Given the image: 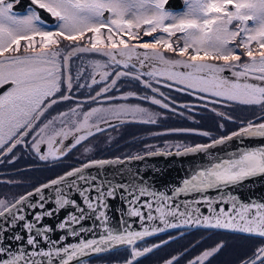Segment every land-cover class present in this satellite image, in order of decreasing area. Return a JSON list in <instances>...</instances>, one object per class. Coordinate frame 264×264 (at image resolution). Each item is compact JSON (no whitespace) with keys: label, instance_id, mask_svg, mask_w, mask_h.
<instances>
[{"label":"snow or ice","instance_id":"snow-or-ice-1","mask_svg":"<svg viewBox=\"0 0 264 264\" xmlns=\"http://www.w3.org/2000/svg\"><path fill=\"white\" fill-rule=\"evenodd\" d=\"M18 2L0 0V155L22 145L34 150L42 161L57 160L95 132H102L101 124H109V117L155 123L147 108L115 103L117 99L136 98L169 109L170 104L164 102V94L154 84L164 83L210 103L236 102L264 110V0H184L185 10L180 13L168 11L167 0H32L55 18L54 31L46 30L35 10L26 15L15 12ZM81 54L103 58L89 62L94 71L84 83L79 82L84 78L83 69L75 76L72 72L73 58ZM125 77L139 81L163 99L139 97L132 91L119 97L109 95ZM93 85L99 91L88 101L97 107L84 112L82 104L76 102L75 107L51 115L55 106L74 100V87L78 91ZM200 134L211 137L209 132ZM69 136L74 142L65 145ZM234 137L264 138V115L231 135L184 151L207 152ZM116 163L122 161L93 160L40 185L14 203L0 199V234L20 222L24 232H13L7 244L0 242V264H80L82 257L120 246L128 249L124 264H139L140 257L160 245L141 248L138 242L182 225L254 236L261 242L239 264H264V202H242L230 193L217 197L206 194L264 175V146L241 147L226 156L211 157L171 194L146 186L96 183L97 177L85 174L93 166ZM53 188L54 198H46L44 190ZM118 189L126 193L121 197L127 204L126 214L139 219V230L123 219L120 227L110 226L107 200L115 198ZM73 190L81 198L79 203L69 198ZM190 193L200 194V198L178 201L181 194ZM34 195L37 200L27 203ZM47 203L54 207H46ZM199 205H205L209 215H204ZM66 207L76 211L54 227L43 223ZM87 211L95 214L99 226H83L89 218ZM147 221L153 226H147ZM56 229L67 235L52 241L49 234ZM83 233L93 235L84 238ZM68 236L80 239L61 246ZM41 241L50 246L41 247ZM225 247V242H219L188 264H206ZM178 259L173 257L165 264Z\"/></svg>","mask_w":264,"mask_h":264},{"label":"rangeland","instance_id":"rangeland-1","mask_svg":"<svg viewBox=\"0 0 264 264\" xmlns=\"http://www.w3.org/2000/svg\"><path fill=\"white\" fill-rule=\"evenodd\" d=\"M185 8L182 10L184 11ZM180 11V12H182ZM173 12V13H180ZM148 37H145V40H148ZM95 58L93 60L102 59L99 56L94 55ZM87 56V54H81L80 56L73 58L72 61V72H77L83 69L86 72L84 78L79 82L84 83L89 79L90 74L94 71L90 66L89 62L93 61ZM129 71H134L131 68ZM125 88H119L117 90H113L109 95H113L119 97L121 93L124 92H136L137 96H155L158 99H162L159 93H153L150 89L144 87L139 81L124 78ZM119 85L122 86L123 80L118 81ZM156 86V85H154ZM83 88H81L82 90ZM99 91V90H98ZM160 93H165V95H169L174 97L175 101H166L164 102L170 104L169 109L163 108L161 105L152 104L148 100H141L136 98H131L128 101H123L117 99L115 103H130V104H139L141 107L147 108L151 113H153L154 118L156 120L155 123H144L140 122L139 118L133 120L128 117L126 120L128 124H110L104 125L101 124V127L104 129L100 133H95L90 136L84 142L85 148L80 151V156L82 158H110L112 155L123 156V155H131L137 153H144V151H154L155 149L162 150H177L179 148L188 147L190 145H196L199 143H208L210 141H200L202 137V132H212L211 135H216L222 130V127L213 124L212 128H208L205 126L204 128L200 127L198 120L199 117H203L204 113L207 112V109L201 106H194L189 111L188 107L191 105L184 107V103L189 104L195 99L185 98L183 97L181 91L175 90L174 93L165 92L163 90L159 91ZM78 93V92H77ZM78 97H84L87 99L91 94L87 91L86 94L81 93L77 94ZM74 95L75 97L77 96ZM86 97V98H85ZM164 98V97H163ZM82 104V111L86 112L91 107H97V103H92L90 101L84 102V100H77ZM66 103L65 106L55 107L52 116L57 115L58 112L66 111L70 107H75L73 105H68ZM107 106L106 104L104 105ZM249 106V105H244ZM197 107V108H196ZM234 106H225L223 108H230ZM240 107V106H235ZM236 109V116L250 114L253 109L248 108H239ZM114 119V118H108ZM123 119V117H122ZM107 126V127H106ZM189 130V131H177V130ZM228 130V129H227ZM228 130L231 134L232 132ZM228 135V134H227ZM60 167H58L59 170ZM10 197L0 198L6 200L8 203L12 202L17 196L14 195V192L10 191ZM172 240L171 242H169ZM163 241H167V243H162ZM169 242V243H168ZM219 242H225L226 247L222 249L215 256L210 257L209 261L206 264H239L240 260L244 258L246 255L251 253V250L254 246L257 245L252 240H244L238 238H232L228 236H222L219 234H211L205 235L200 234L199 232H192V234L183 235L181 237H171L170 239H160L156 244H165L159 254L162 259H171L173 257H178V262L176 264H188L189 260L194 259L196 256L200 255L203 251L211 249ZM168 256V257H167Z\"/></svg>","mask_w":264,"mask_h":264},{"label":"water","instance_id":"water-1","mask_svg":"<svg viewBox=\"0 0 264 264\" xmlns=\"http://www.w3.org/2000/svg\"><path fill=\"white\" fill-rule=\"evenodd\" d=\"M184 5L185 3L183 0H168L165 7L167 9L172 8L176 10H181L184 7ZM228 135H224V136H228ZM199 144H207V143H199ZM194 146L195 145H190L188 147L179 148L177 150L155 149L154 151H146L140 154L123 156V158L112 156L110 158L92 159L90 161L116 160L117 158H119V160L122 161V163L96 165L86 169L85 174L89 176L97 177L96 183L111 182L113 185L126 184L129 186H146L149 187V190L151 191L165 192L167 194H171V191L173 189L182 186V181L186 178H189V176L191 175L194 169L199 168L202 165H207L211 157H214L216 155L226 156L229 153L241 147L264 146V138L234 137L232 140L227 141L225 144L217 145L215 148L209 149L207 152L186 153L184 151L185 148H190ZM151 153H155V154H151ZM136 157H140V158L137 159ZM90 161L85 162L83 164H79V166H76L74 168L81 167L82 165L89 163ZM70 179H75V177ZM48 182L49 181H47V183ZM33 191L34 190L29 192H33ZM65 191H67V189H65ZM226 193H230L234 196H237L239 200L242 202H250V201L264 202V175H259L254 178H250L236 186H229L227 188H222L220 190L211 189L206 194L210 197H217L220 195H224ZM125 194L126 193L123 190L118 189L115 198H109L107 200V204H108L107 215L110 218L109 221L110 226L120 227L121 221L123 219V220H127L128 224H130L133 229L139 230L141 227V223L139 219L135 217H128L126 214L127 204L125 200L121 199V197L124 196ZM44 195L46 198H54L55 189L54 188L45 189ZM68 195L69 198L77 200L78 203L81 200L79 195L76 194L74 190L71 193H68ZM199 198H200V194L197 193H190L188 195L181 194L178 197V201L196 200ZM144 199H148V197H145ZM36 200L37 197L34 195L30 198V201H28L27 203H33ZM46 207L52 208L54 207V204L47 203ZM199 207L204 215H209L208 209L205 205H199ZM225 207L227 208L228 205L226 204ZM25 211L28 212V209H25ZM36 211H39V209H37ZM75 211L76 209L72 207H66L63 210H60L58 214L55 215L54 217L52 218L46 217L43 223L46 225H52L54 227L61 220L67 217L69 213H74ZM86 215L89 218L85 219L82 222L84 227H89L93 223H96L97 226H99V221L95 219L94 213L87 211ZM28 219L29 220L32 219L30 212L28 214ZM156 223L159 224V221H157ZM146 224L149 227L153 226L152 221H147ZM22 225L23 222H20L14 229H11L8 232L0 234L3 236V241L0 242L4 244L9 243V238L12 236L13 232H19L21 235H24ZM75 227L78 228L79 225ZM192 229H200V230L206 229L212 231L217 230L222 232L226 231L236 234V232H232L230 230L209 228L204 225H187V226L182 225L179 228H168L164 232H159L149 237H154L162 233H169L170 231H181V230L190 231ZM100 231H102V229H100ZM96 234L98 235L99 233ZM237 234H241V233H237ZM49 235L52 241H59L61 236L67 235V232L56 229ZM92 235L93 233L82 234L84 238H90ZM241 235L247 236L249 234H241ZM149 237H146L145 239H148ZM79 239L80 237L68 236V238L62 242L61 246L67 243H76ZM12 244L13 247L16 246L14 241L12 242ZM40 246L43 248H47L50 245L41 241ZM125 247L126 246H120L115 249L101 253H91L88 256L80 258V262L84 261L85 259L93 258L94 256L103 255L105 253L113 252L116 251L117 249H121Z\"/></svg>","mask_w":264,"mask_h":264},{"label":"flooded vegetation","instance_id":"flooded-vegetation-1","mask_svg":"<svg viewBox=\"0 0 264 264\" xmlns=\"http://www.w3.org/2000/svg\"><path fill=\"white\" fill-rule=\"evenodd\" d=\"M184 8H185V5L181 10H176L172 8L171 9L166 8V9L171 12H180ZM13 10L19 14H24V15L28 14L29 11L31 10H35L39 12L41 20L47 25L46 30H52V31L55 30V23H56L55 18L50 17V14H48L45 10L39 9L38 6L32 3V0H19V2L15 4ZM87 56L90 58V60H93L95 58L93 54H87ZM77 72L75 73L73 72V75L75 76ZM84 75H86V72H84ZM121 80H123L122 86L119 85L118 83L117 87L125 88L123 87V84L125 85L124 78H121ZM154 87H158L159 91L163 90L165 92H170V93H174L176 90L175 88H169L165 86L164 83H161L160 85H156ZM117 89H113V90H117ZM98 90H99V87L96 85H93L91 89L83 88L82 90L79 89L78 91L74 87L73 95L75 94L77 95L81 93L86 94L87 91H89L91 95H95V92ZM181 93L183 97L185 98L187 97L190 99H195L192 102H189V104L184 103L185 105L184 107L191 105V107L187 108L188 111L197 105L207 109V112L204 113V116L199 117L200 118L198 120L199 123L197 124H199L200 127L204 128L205 126H207L210 129L213 127L214 123H215L214 127L216 125H218L219 127L220 125H222V130L219 133H217L216 135H211V137H207V136L202 137L200 141H210V139H216V138H219L220 136L227 135L229 133H226V132H228V130H230L231 128H232L231 131H236L240 127H242L244 124H246L248 121L258 122V118L264 115V110H262L260 106H244L236 102L210 103V102L199 99L196 95H192L189 92H181ZM163 97L166 98L164 100L168 102L175 101L173 95L169 96L167 94L165 95L164 93ZM77 100H81V101L84 100V102H87L88 97L87 99H84V97L80 96L79 98L77 95L76 97L74 96L73 101H66V102L61 103L58 106L59 107L65 106L66 103H69L68 105L76 106V102H79ZM227 105L234 106V107L223 108ZM235 106H240L239 107L240 109L248 108V109H253V110L248 115L245 114L241 116L240 115L236 116L237 114L236 109L238 107H235ZM52 112L53 110L51 111V113ZM121 123L128 124V121L126 120V118H123V119L121 118L120 120H117L114 118V119L109 120V124H104V125H110V124L116 125V124H121ZM95 133H100V132H95ZM209 133L212 134V132L210 131ZM89 138L90 136L88 137V139ZM85 141H82L81 144L76 145V147L74 148H71V150L68 151L65 156H62L57 160L49 159L48 161H42L39 159V156L35 153L34 150H32L31 148L24 147L22 145H18L13 150L12 153H8L7 155H0V198L10 197L11 195L10 191H12L14 192V195L16 194L15 196L17 197L9 204L14 203L15 200L18 199L20 196H23L27 192L34 190L36 187H39L40 185L47 183V181L57 178L59 175L66 173L70 169L76 166H79V164H83L92 159H100V158H89V157L82 158L80 156L79 154L80 151L83 148H85V145H84ZM73 142L74 141L72 140V137L69 136V138L64 141V144L70 145ZM44 150L45 149L42 148V151ZM112 156H117V155H112ZM123 156H128V155H123ZM123 156H117V157H123ZM58 167H60L59 170H58ZM194 230H196L200 234L204 233L205 235H211V234L214 235L216 233V232L208 231L205 229L203 230L192 229L190 231H187V230L173 231L172 233L171 232L162 233V234H159L158 236L149 237L148 239H145L144 241L138 242V246L141 248L151 247L153 244H156L160 239H170L171 237H181L183 235L192 233ZM232 234L225 233V235L228 237L244 239L243 237L236 235L237 233L235 235H232ZM219 235H222V234H219ZM225 235H222V236H225ZM247 239L251 240L250 238H247ZM247 239H244V240H247ZM171 241L172 240H170L169 242ZM164 245L165 244H160V247L154 248L152 252L147 253L143 257H140L139 264H165V261L169 259H162L161 255L159 254V252L161 251V248H163ZM126 258H128L127 247L117 249L116 251L108 252L103 255L94 256L93 258L85 259L84 261H81L80 264H124V261ZM176 263L177 262H174V264Z\"/></svg>","mask_w":264,"mask_h":264},{"label":"trees","instance_id":"trees-1","mask_svg":"<svg viewBox=\"0 0 264 264\" xmlns=\"http://www.w3.org/2000/svg\"><path fill=\"white\" fill-rule=\"evenodd\" d=\"M144 152H146V151H144ZM137 154H139V153H137ZM131 155H134V154H131ZM206 230V229H205ZM196 230H194L193 231V233L195 232ZM208 231H212V230H208ZM197 232V231H196ZM212 232H216L217 234H222V235H225V233H228V234H232V233H230V232H222V231H212ZM172 233V232H171ZM215 233V234H216ZM192 234V233H191ZM232 235H235V234H232ZM236 235H238V236H241V237H243L244 239H247V238H250L252 241H254L255 243H257V244H259L261 241L258 239V238H256V237H252V236H249V235H247V236H244V235H239V234H236Z\"/></svg>","mask_w":264,"mask_h":264}]
</instances>
